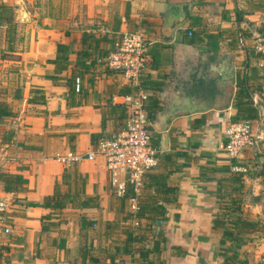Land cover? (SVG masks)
Masks as SVG:
<instances>
[{
  "label": "crops",
  "instance_id": "obj_1",
  "mask_svg": "<svg viewBox=\"0 0 264 264\" xmlns=\"http://www.w3.org/2000/svg\"><path fill=\"white\" fill-rule=\"evenodd\" d=\"M187 2L194 3L190 19L164 43L166 19ZM84 33L112 39L106 54L121 35L141 34L149 61L158 50L163 56L140 77L158 157L150 174L164 177L154 184L146 176L139 205L158 211L140 219L130 198L115 194L104 157L88 159L102 139L125 128L127 117L102 124L108 101L127 116L124 97L138 85L93 64L99 57L92 50L82 72ZM258 34L264 36V0H0V198L9 203L12 228L0 264H264ZM74 71L82 72L81 93L68 86ZM245 85L256 115L239 121L252 124L256 142L231 157L225 132L238 118ZM69 153L83 159H55ZM13 176L25 181L17 189ZM56 185L67 196L62 209L43 206ZM225 209L237 225L219 219Z\"/></svg>",
  "mask_w": 264,
  "mask_h": 264
},
{
  "label": "built area",
  "instance_id": "obj_2",
  "mask_svg": "<svg viewBox=\"0 0 264 264\" xmlns=\"http://www.w3.org/2000/svg\"><path fill=\"white\" fill-rule=\"evenodd\" d=\"M254 50L264 56V36H255ZM146 51L147 45L141 34L126 33L113 42L112 49L105 58L98 59L99 64L123 74L138 85L134 94L124 97L123 103L129 111L125 128L109 138L102 139L95 152L88 154L89 160H93L96 155L104 157L110 185L118 197H123L128 187L133 193L140 194L144 176L158 167L157 151L152 145L149 130V94L140 87V77L148 63ZM80 90L81 79H77L76 92ZM225 135L227 142L224 148L231 157L239 156L246 147L256 142L252 124L248 121L229 124ZM55 159L63 164L74 165L82 160L83 156L69 153L64 156L57 155ZM129 201L131 210L135 212L138 209L137 198L133 196ZM8 207V201L0 198V248L8 243L12 232L6 217Z\"/></svg>",
  "mask_w": 264,
  "mask_h": 264
},
{
  "label": "trees",
  "instance_id": "obj_3",
  "mask_svg": "<svg viewBox=\"0 0 264 264\" xmlns=\"http://www.w3.org/2000/svg\"><path fill=\"white\" fill-rule=\"evenodd\" d=\"M194 38L195 37H191L190 43H192V41L195 40ZM111 42H112V39L95 37L89 33L83 34L82 44L84 45V47H83L82 51L78 54V59H77L80 68L83 69L82 72H85L88 70V67L86 65V61L91 59V54L89 53V50H92L93 52L98 53V57H99L98 59H103L108 55V53L106 54L105 46H107V44H109ZM101 45H102V47H101ZM165 46L166 45L162 44V45L157 46V47H159L162 50L163 48H165ZM60 48L63 49L66 54L68 53V48L66 46L62 45V46H60ZM256 54L262 56L261 54H258V53H256ZM146 55L148 56V63L146 64V68L144 69L142 74L148 68H151V67L157 68L159 66L161 60L163 59V56L161 55V53H159V50L155 54H153L152 63L149 61L150 54H149L148 49L146 51ZM63 59L65 60V62L63 63V65H60L61 66L60 69L66 68L68 65V57L66 56ZM98 59H94V61L92 63L96 64V62H97V64H98ZM58 67H59V63H58ZM106 68L108 70H110L108 67H106ZM110 71L115 72L113 70H110ZM82 72L74 71L72 73V75L70 76V78H68V86L70 88V92H76V81H77V79H81L80 76L82 75ZM115 73H118V72H115ZM244 89H241L239 91L238 103L236 104L239 115H238V118L234 119V122H240L239 118H242L243 115H245V113L249 115L248 118H253L256 115L255 110L250 107V105L252 104V98H251L252 92L247 85H245ZM126 92L128 93V91H125V92L121 91L120 93L126 94ZM79 93H81V90ZM110 102L111 101H108V103H107L108 105L106 108V111L109 110L110 116H107L105 113H103V122H102L103 125H105L106 121L108 120V117L109 118L114 117L116 119H118V118L122 119V118H126V117L128 118V115L126 116L125 111L122 107H120L119 105H113ZM148 116H149V113H148ZM127 118H126V120H127ZM245 121H247V120H245ZM262 173L264 174V162L262 164ZM146 176L148 177V179L150 181L154 182V184L161 183L164 180L163 175H160V174L155 175V174L147 173L144 176V181H145ZM12 178H13V186H14V188H12V189H15V188L17 189V184L22 185L25 182L19 176H13ZM144 187H145V183L143 185V188ZM9 189H11V187L5 186V190H9ZM133 196L137 198L138 209L132 214H134L136 216V218L140 219V217L145 216L144 215L145 212L150 211L151 209H148L147 211L143 210V208H141V205H139V204H141V195L140 194L137 195V194L133 193L132 189L130 187H128L127 192L123 197L131 198ZM66 202H67V196L60 193V191L56 185L55 193L53 195L45 197L43 206H45V207L52 206L53 208L62 209L65 207ZM151 211L157 212L158 210L155 209V210H151ZM230 215H231V213H230L229 209H225L224 212L222 213V215H220L219 219L225 218V219H227V221H229V223H231V224L233 223L234 225H237L239 223V219L237 221H235V219H233V218L230 219ZM156 235H157L158 240L163 239V233L161 231H158L156 233ZM1 248H3V247H1Z\"/></svg>",
  "mask_w": 264,
  "mask_h": 264
},
{
  "label": "water",
  "instance_id": "obj_4",
  "mask_svg": "<svg viewBox=\"0 0 264 264\" xmlns=\"http://www.w3.org/2000/svg\"><path fill=\"white\" fill-rule=\"evenodd\" d=\"M177 7L178 12L166 19L163 26L162 39L164 43L172 42L178 38L179 31L191 17L194 3L187 2L177 5Z\"/></svg>",
  "mask_w": 264,
  "mask_h": 264
},
{
  "label": "rangeland",
  "instance_id": "obj_5",
  "mask_svg": "<svg viewBox=\"0 0 264 264\" xmlns=\"http://www.w3.org/2000/svg\"><path fill=\"white\" fill-rule=\"evenodd\" d=\"M144 39V38H143ZM144 42H145V40H144ZM197 86V85H196Z\"/></svg>",
  "mask_w": 264,
  "mask_h": 264
}]
</instances>
